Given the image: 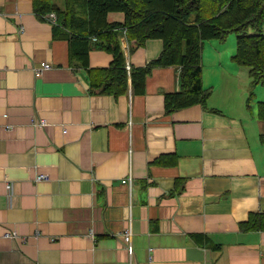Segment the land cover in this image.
<instances>
[{"label":"crops","instance_id":"crops-1","mask_svg":"<svg viewBox=\"0 0 264 264\" xmlns=\"http://www.w3.org/2000/svg\"><path fill=\"white\" fill-rule=\"evenodd\" d=\"M53 29L33 0H0V264H264V230L241 228L264 214V120L236 40L204 41L208 109L167 113L180 67L154 68L143 94L131 81L119 96L91 93ZM121 42L133 67L163 49L159 38ZM112 60L89 53L91 67ZM41 61L51 67L36 76Z\"/></svg>","mask_w":264,"mask_h":264},{"label":"trees","instance_id":"trees-1","mask_svg":"<svg viewBox=\"0 0 264 264\" xmlns=\"http://www.w3.org/2000/svg\"><path fill=\"white\" fill-rule=\"evenodd\" d=\"M33 8L43 20L46 14L56 13L54 35L69 42L70 62L87 70L91 93L119 96L131 81L135 93L143 94L154 68L178 66L181 89L165 94L166 112L196 104L208 109L212 90L203 84L204 41H224L231 32L237 33L234 61L250 68L254 85L264 84V0H65L63 7L55 0H33ZM110 12H123L124 22L108 21ZM122 35L130 50L153 38L163 40V49L145 66L128 70ZM92 49L110 52V65L91 67ZM257 109L264 120V101L258 102ZM241 228L264 230V214L251 213Z\"/></svg>","mask_w":264,"mask_h":264},{"label":"built area","instance_id":"built-area-1","mask_svg":"<svg viewBox=\"0 0 264 264\" xmlns=\"http://www.w3.org/2000/svg\"><path fill=\"white\" fill-rule=\"evenodd\" d=\"M45 18L47 21L52 22L54 24L57 22V16H56L55 12H50V13L46 14ZM50 67H51V63H49L48 61H41L37 66H34V71H35L36 76H39L43 70L50 68ZM126 67L128 70H130L131 69L130 63L127 62ZM34 122L36 125H40V126L46 125L45 119H42V118H40ZM42 179H48V175L37 173L36 174V180H42ZM131 181H132V177H128L127 179H122L123 183H131ZM8 235L12 236L11 234H8ZM122 235L124 237V242H125L126 247L129 251V254L132 255L133 254L132 234L130 233L129 230H124V231H122Z\"/></svg>","mask_w":264,"mask_h":264},{"label":"rangeland","instance_id":"rangeland-1","mask_svg":"<svg viewBox=\"0 0 264 264\" xmlns=\"http://www.w3.org/2000/svg\"><path fill=\"white\" fill-rule=\"evenodd\" d=\"M56 1V0H55ZM229 39H232L233 41L236 40L237 42V33L236 32H231L229 34ZM256 87L255 90L253 89L252 92H253V95L251 96V99L253 100V103H251V105L253 106H256L254 107L255 108V111L257 112V103L256 101H260V100H264V89H262L261 87L264 88V84H258V85H254L252 83V87ZM250 96V95H249Z\"/></svg>","mask_w":264,"mask_h":264}]
</instances>
